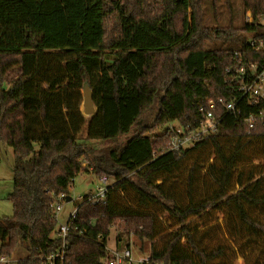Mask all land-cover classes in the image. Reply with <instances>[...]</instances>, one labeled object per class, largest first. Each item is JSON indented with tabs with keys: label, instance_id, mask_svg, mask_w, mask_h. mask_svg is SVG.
Here are the masks:
<instances>
[{
	"label": "trees",
	"instance_id": "1",
	"mask_svg": "<svg viewBox=\"0 0 264 264\" xmlns=\"http://www.w3.org/2000/svg\"><path fill=\"white\" fill-rule=\"evenodd\" d=\"M201 4L0 0V143L13 150V214L0 218V256L22 247L16 264H47L61 244L51 204L90 172L113 182L103 201L75 203L70 247L53 264H104L112 229L117 244L124 235L149 242L145 264H264V124L248 129L244 121L264 100L242 99L240 114L223 106L238 96L227 68L242 60L264 70V48L250 45L264 40V0H242L253 21L239 26L204 24ZM34 29L43 42L27 47ZM97 39L102 47H91ZM216 41L223 46L207 47ZM150 50L171 55L151 118L140 87ZM87 83L96 107L89 116ZM210 100L221 115L216 131L168 150L158 129L173 121L198 127Z\"/></svg>",
	"mask_w": 264,
	"mask_h": 264
},
{
	"label": "rangeland",
	"instance_id": "2",
	"mask_svg": "<svg viewBox=\"0 0 264 264\" xmlns=\"http://www.w3.org/2000/svg\"><path fill=\"white\" fill-rule=\"evenodd\" d=\"M202 20L203 23L208 26H227L230 23L239 26L244 21H248L247 13L249 10L245 11L243 9L242 0H202ZM189 21L190 26L193 27V9H189ZM44 38V33L40 29H34L27 33L26 36V46H39L42 44ZM207 47L223 46L221 42H207ZM91 47H102V40L97 39L91 41ZM106 58L108 61L114 56L111 50L105 51ZM171 55L167 51L161 50H150L146 51V71L150 74L148 76L149 81H145L144 93L141 94V101L144 106V112L148 113L149 118L153 116L157 109V101L162 95L163 90V73L167 75L168 62ZM145 114L144 116H146ZM163 128H159L158 131H162ZM108 144V145H107ZM107 147H111L114 144L111 142L106 143ZM13 150L6 144L0 143V218L3 216H11L13 214L12 203L8 199V195L13 190ZM89 173V174H88ZM113 179L109 177L108 183H112ZM100 185V178L90 172H83L77 176L70 187V194L68 195L71 199L66 201L63 205V209L58 217V225L61 221L65 219L64 216L68 214L74 207L76 202L81 201L86 195L94 194L97 192V188ZM73 199V200H72ZM219 221H222V216H220ZM117 230L112 229L111 233L107 239L106 245V255L108 258L112 257L113 251L115 249H122L127 247L132 253L133 264H143V258L147 257L149 253V242L141 241L134 235L123 236L121 242L117 244L116 241ZM26 252L21 247L14 256L7 258L6 264H16L17 260L25 256ZM243 259L239 258L235 264H243ZM122 264H130L124 262Z\"/></svg>",
	"mask_w": 264,
	"mask_h": 264
},
{
	"label": "built area",
	"instance_id": "3",
	"mask_svg": "<svg viewBox=\"0 0 264 264\" xmlns=\"http://www.w3.org/2000/svg\"><path fill=\"white\" fill-rule=\"evenodd\" d=\"M247 18L249 22L253 21V16L249 11L247 13ZM260 21L264 23V16L260 18ZM250 45L256 51L264 48L263 39H250ZM235 59L240 60L238 53H235ZM227 73L231 74V82H233V88L237 91L238 96L234 97L232 100L223 102V106L226 111H232L240 114L241 109L237 108V104L242 99H246L249 105L257 104L264 100V70L261 72L256 71V65L251 63L247 68L245 63L239 61L233 72V68H227ZM238 97V98H237ZM201 111H203V119L200 125L196 128H189L183 126L178 121L169 122L163 127V131L168 135L167 149L168 150H181L194 145L196 142L201 140L209 133L216 131L220 120V114L216 113V104L214 101L210 100L207 107L202 106ZM244 121L247 124L248 129L254 128L257 124H264V109H260L256 113H251L247 116ZM109 178L103 176L100 178V185L96 193L90 195V199L94 202H101L106 197L107 187ZM71 200L68 195L61 194L52 202V211L58 221V217L63 209V205L66 201ZM73 200V199H72ZM74 203H76L73 200ZM78 212V207L76 204L70 211L65 222H60L57 230V237L61 244L59 248L46 257L47 264H53L56 259L63 261L65 259L67 249L70 247L68 242V236L70 231L71 222L76 218ZM148 261V257L143 259L145 264ZM7 257L0 256V264H6ZM128 262L133 264L132 253L129 248L124 247L122 249H115L113 251L112 257H106L104 259V264H122Z\"/></svg>",
	"mask_w": 264,
	"mask_h": 264
},
{
	"label": "water",
	"instance_id": "4",
	"mask_svg": "<svg viewBox=\"0 0 264 264\" xmlns=\"http://www.w3.org/2000/svg\"><path fill=\"white\" fill-rule=\"evenodd\" d=\"M83 97L82 110L84 114L88 116L94 114L96 107L93 103L92 90L88 83L84 86Z\"/></svg>",
	"mask_w": 264,
	"mask_h": 264
},
{
	"label": "crops",
	"instance_id": "5",
	"mask_svg": "<svg viewBox=\"0 0 264 264\" xmlns=\"http://www.w3.org/2000/svg\"><path fill=\"white\" fill-rule=\"evenodd\" d=\"M148 76H150V74L146 71V73L144 74V76H143V78H142V82H141V84H140V87H141V89H142V94L144 93V90L143 89H146V87H145V81L146 82H148L149 81V79H148ZM84 113V112H83ZM85 115V114H84ZM87 116V115H86ZM173 122H175V121H173ZM90 143H92V144H100V142L99 141H96V140H91V141H89ZM89 174V173H88ZM89 195H92L91 193L89 194ZM77 200V199H76ZM76 200H75V202H76ZM68 201H70V200H68ZM70 213V212H69ZM69 213L68 214H66V216H64L65 217V219L63 220V221H61V222H65L66 221V219H67V217H68V215H69ZM149 256V253H147V257ZM144 259V258H143ZM144 264V263H143Z\"/></svg>",
	"mask_w": 264,
	"mask_h": 264
}]
</instances>
